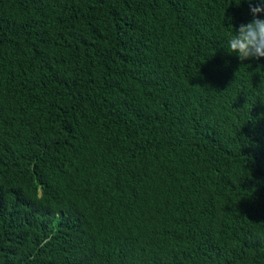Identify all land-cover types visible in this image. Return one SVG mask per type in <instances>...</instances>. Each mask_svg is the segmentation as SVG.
Listing matches in <instances>:
<instances>
[{
  "label": "trees",
  "instance_id": "obj_1",
  "mask_svg": "<svg viewBox=\"0 0 264 264\" xmlns=\"http://www.w3.org/2000/svg\"><path fill=\"white\" fill-rule=\"evenodd\" d=\"M252 19L0 0V264H264V57L227 46Z\"/></svg>",
  "mask_w": 264,
  "mask_h": 264
},
{
  "label": "clouds",
  "instance_id": "obj_2",
  "mask_svg": "<svg viewBox=\"0 0 264 264\" xmlns=\"http://www.w3.org/2000/svg\"><path fill=\"white\" fill-rule=\"evenodd\" d=\"M248 3L253 19L242 23L227 37L228 51L237 54L240 61L264 57V19L259 16L264 13V0H248Z\"/></svg>",
  "mask_w": 264,
  "mask_h": 264
}]
</instances>
